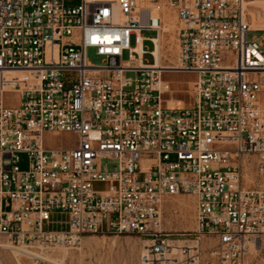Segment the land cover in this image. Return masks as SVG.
I'll return each mask as SVG.
<instances>
[{"label": "built area", "instance_id": "2783aa9c", "mask_svg": "<svg viewBox=\"0 0 264 264\" xmlns=\"http://www.w3.org/2000/svg\"><path fill=\"white\" fill-rule=\"evenodd\" d=\"M166 7L179 19L167 70L197 76L191 106L165 104L152 66ZM256 8L0 0V234L33 253L131 234L147 242L142 264H264V49L248 37L264 32L251 27ZM61 132L76 144H47ZM175 195L196 198L192 247L162 227V198Z\"/></svg>", "mask_w": 264, "mask_h": 264}, {"label": "rangeland", "instance_id": "374dc122", "mask_svg": "<svg viewBox=\"0 0 264 264\" xmlns=\"http://www.w3.org/2000/svg\"><path fill=\"white\" fill-rule=\"evenodd\" d=\"M76 2L78 3L79 0H76ZM168 10H172V12L177 15L173 8L166 7L165 12ZM256 10L264 14L260 7L257 6ZM144 35L155 37L157 33L155 31H149L144 32ZM248 37L249 39H258L261 41L264 49V32L251 31ZM144 44L147 50H152L154 47L152 41H146ZM132 45H135L134 37L132 38ZM173 46L175 47V45ZM168 50L166 54L171 55L172 51L170 49ZM176 52L178 55V51ZM87 56L92 63L101 64V58L96 55L95 49L90 48L87 52ZM128 58L129 54L126 51L124 53V60ZM145 61L149 64L154 62L153 57L149 54L145 55ZM166 62H168V60H166ZM164 72V78L171 81L173 86H176H172V91L169 93V96L189 101L192 93L190 85L184 86L183 84L189 82L190 79L193 80L196 75L186 72L167 71V69H165ZM8 102L9 104H14L17 101L10 99ZM76 142V135L69 132L47 134V144L50 146L68 147L74 146ZM254 176L255 173L253 171L249 172L250 178ZM189 197V195L164 197V209L161 211V215L162 227L166 232L172 233L170 238L176 241L174 244L178 245L180 243V246L185 245L187 247H192L197 238L196 208L192 200L196 198L191 196L192 199H190ZM0 244H8L10 246L8 248L0 247V264H142V254L146 250L147 242L131 234L107 236L86 234L82 237L81 243L74 247L57 246L43 252L36 251V257L30 255H16L11 248L13 245L8 241L7 237L1 234ZM64 250H66V254L63 253ZM60 251L61 254L59 253ZM48 256H52V258L55 259L51 260Z\"/></svg>", "mask_w": 264, "mask_h": 264}, {"label": "bare ground", "instance_id": "6f19581e", "mask_svg": "<svg viewBox=\"0 0 264 264\" xmlns=\"http://www.w3.org/2000/svg\"><path fill=\"white\" fill-rule=\"evenodd\" d=\"M254 4L260 7L264 12V0H254ZM250 13L252 17L251 27L257 30H264V14H262L261 11H258L256 9L250 10ZM178 25H179L178 16L174 12H172V10H168L167 12H165L163 32L161 33L160 38L157 40L156 50L153 51L156 57V63L152 64L154 68H158L160 70L161 75H163L165 69L171 68L177 63L178 55L176 54L177 53L176 51L179 50V45L177 42V33L179 28ZM173 45H175V47ZM168 49L172 51L171 55L166 54L168 53L167 51H169ZM166 60H168V62H166ZM246 178L248 179V181L253 179L249 177V172H247ZM163 199L164 197L162 198V211L164 209ZM0 247L8 248L10 246L8 244L7 245L0 244ZM11 248L13 249L16 255H36V253H33L31 250L25 247L11 246ZM59 253L61 254V251ZM63 253L66 254L67 253L66 250H64ZM48 257L51 260L55 259L52 258V256H48Z\"/></svg>", "mask_w": 264, "mask_h": 264}, {"label": "crops", "instance_id": "0c3cea01", "mask_svg": "<svg viewBox=\"0 0 264 264\" xmlns=\"http://www.w3.org/2000/svg\"><path fill=\"white\" fill-rule=\"evenodd\" d=\"M164 73L162 75V83H163L165 91H166L165 94H164L165 104L167 105V104H171L172 103V104H174L175 106H178V107H186V106L193 105L195 103V101H196L195 92H194V83H195V81L197 79V76H195V78H193V80L190 79L189 82H187L186 84H183L184 86L190 85V89L192 91L191 96H190L191 97L190 100L189 101H185L183 99H178V98L176 99V98H172V97L169 96V93L172 91L173 84H172L171 81H169V80L164 78ZM184 86H180V87H184ZM173 87H176V86H173ZM189 198L192 199L191 196ZM192 200L194 201V206L196 208V199H192Z\"/></svg>", "mask_w": 264, "mask_h": 264}]
</instances>
